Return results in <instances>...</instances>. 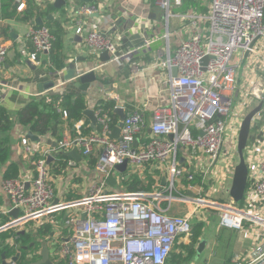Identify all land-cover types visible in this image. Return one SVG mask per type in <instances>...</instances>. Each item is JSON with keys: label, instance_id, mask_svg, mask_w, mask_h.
Masks as SVG:
<instances>
[{"label": "built area", "instance_id": "built-area-1", "mask_svg": "<svg viewBox=\"0 0 264 264\" xmlns=\"http://www.w3.org/2000/svg\"><path fill=\"white\" fill-rule=\"evenodd\" d=\"M182 1L157 0L167 15L172 5L179 6ZM73 10L76 31L91 53L99 55L106 49L109 60L119 64L122 58L129 57L132 50L122 51L113 36L87 23V18L98 12L95 2L77 3ZM182 17L193 23V33L182 38L172 51L168 44L158 50L148 66L164 70L169 93L167 101L151 112L150 134H145V109L137 106L126 111L119 138L109 136L113 129L111 117L101 107L94 109L99 128L87 136L64 135L56 139L55 146L41 138L32 141L24 136L23 152L32 166L26 174L3 179L11 208H17L18 214L0 225V233L10 232L19 237V232L30 222L40 223L49 220L54 211H65L64 219L55 222L49 239L56 247L58 264H166L175 243L188 237L192 219L204 220L198 215L201 206L214 204L222 211L221 226L240 231L245 237L254 235L248 256L234 264H253L264 257V217L254 211L264 207V142L258 123L264 117V105L252 121L261 137L249 136L246 147L249 179L246 204L216 203L206 197L214 189V184L207 185L209 179L214 180L212 165L226 140L233 139L240 127L242 118L235 119L234 124L228 123L237 105V72L264 39V0H209L206 12H188ZM27 36L34 48L30 57L38 64L40 53L52 49L55 35L49 25L42 23L31 25ZM11 46L12 42L0 35V72ZM206 55L209 58L204 61ZM260 58L264 67V51ZM174 66L176 76L172 72ZM146 69L147 66L138 65L132 68L138 74ZM54 77L53 88L63 87L66 80L59 69L54 70ZM0 86L2 90L14 88L2 81ZM249 92L250 96L261 98L264 82L255 80ZM106 97L119 100L109 92ZM247 105V101L242 102L244 108ZM74 124L79 131L81 122ZM182 146L188 152L187 165L179 159ZM74 147L81 155H97L94 170L98 178L89 184L69 182L66 192L76 191L81 196H67L55 202L57 178L68 176L69 171L53 175L48 156L54 159L58 150L69 151ZM124 160H127L125 171L116 170L115 165ZM68 164L69 168L78 165L74 158ZM146 164L167 172L164 186L160 185L161 174L157 175V187L153 190L127 192L107 182L109 174H114L118 183L124 175L142 173ZM196 169L205 170L201 180L197 179ZM174 204L186 209L183 213H172ZM245 221L251 224L245 226ZM17 254V259H13ZM17 254L8 264H22L20 252Z\"/></svg>", "mask_w": 264, "mask_h": 264}, {"label": "crops", "instance_id": "crops-1", "mask_svg": "<svg viewBox=\"0 0 264 264\" xmlns=\"http://www.w3.org/2000/svg\"><path fill=\"white\" fill-rule=\"evenodd\" d=\"M35 1L43 8H45L47 3L54 2V0ZM191 1L186 0L188 2L186 7L172 5L169 15H167L166 10L159 6L157 0L95 1L99 15L94 13L87 18V23L89 25L93 24L98 29L113 36L122 51L132 50L128 58H122L120 64L112 60H100L99 55L91 54L84 41L80 39L82 35L76 31V13L73 10L75 4L81 3L79 0H67L65 5L61 6L62 12L60 11L61 7H56L57 10L50 13L53 17L49 19L58 31L55 35L53 49L49 52L40 53V63L38 64L30 57L33 45L27 36V32L31 27V23L16 17H6L3 11L0 12V35L2 34L1 36L12 42L3 70L0 72V81L14 86V88H6L5 90L7 92V102L12 108H15L28 96L44 93L52 89L54 86L47 88L44 84L49 81L54 82L55 69H59L61 76L66 80L64 86L68 82L74 81L77 73L95 69L98 80L91 82L86 92L88 107L93 108L98 99L106 97L108 92L116 94L119 97V100H117L119 105H124L123 102L128 101L135 104L136 107L139 106L145 109L147 121L145 134L149 135L151 112L154 107L167 101L169 93L164 70L148 66L154 61L158 50L165 49L167 44L170 46L171 51L174 50L182 38L189 37L195 30L193 23L189 22L188 19H183L182 14L188 12L202 13L203 11L199 8L209 7V0H200L198 7H193L190 4ZM5 2L7 3L8 0H0V3ZM16 2L18 3L17 10L19 12L25 7L27 0H16ZM20 4L22 6L21 9H19ZM3 28L7 29L8 37L1 32ZM263 48L264 39L258 43L255 51L250 53L246 61H243L238 68L237 105L236 109H234V117L228 120L229 124L236 123L235 119L240 120L247 110V108L242 106V102L247 101L248 105L251 106L253 100H256L248 94L255 80L259 79L262 83L264 82V67L261 65L262 59L260 58L262 51H264ZM252 63L255 66H250ZM133 65L147 66L146 72L143 74L134 72L132 70ZM73 70H75L74 78L68 75ZM40 84L44 89L42 91ZM11 113L14 115L15 109H11ZM263 114L264 110L262 111ZM258 123L261 125L260 129L262 130V140L264 142V117L260 118ZM28 130L27 127L16 123L9 133L11 145L10 161H16L20 165L22 174H26L32 166L30 159L23 152L21 141L24 136L27 137ZM252 130H255V127L251 128ZM230 133L232 132L229 131ZM40 138L47 143L49 138L56 141V138L49 135L40 136ZM187 154L186 148L182 146L179 150V159L184 165H187ZM234 166L235 162L233 159L222 149L212 165L214 178L212 188H214L215 193L221 191L229 193ZM200 175L203 178L205 170H200ZM3 179L0 176V225L14 218V215L11 214L13 209L11 208V201L3 188ZM69 180H71L69 174L68 176L57 178L56 198L59 201L64 200L68 196L66 189L68 183L72 182ZM178 209L184 212L186 207L181 205ZM173 210L174 208L170 212H173ZM254 211L256 215L264 217V207ZM250 224V222L245 221L244 225L248 226ZM206 228L204 232L206 245L202 255L207 263L216 261L224 264L228 260H242L248 256V252L255 242L254 235L245 237L242 232L221 226L219 222L213 227L212 223L206 224ZM211 229H213L211 233H208ZM0 241L8 246L6 251L7 261L20 252L19 248L30 249L28 250L30 253H28V257L33 251L37 252L40 257L39 252L42 244H39L37 249L31 248L33 239L25 240L21 234L18 237L10 232H1ZM47 243L50 248L55 247L50 240ZM25 245L26 247H23ZM231 255L234 256L228 259ZM49 258L51 264H58L55 259V251H50ZM21 262H25V260L21 259Z\"/></svg>", "mask_w": 264, "mask_h": 264}, {"label": "trees", "instance_id": "trees-1", "mask_svg": "<svg viewBox=\"0 0 264 264\" xmlns=\"http://www.w3.org/2000/svg\"><path fill=\"white\" fill-rule=\"evenodd\" d=\"M199 1L200 0H192L190 4L193 7H198V4H200ZM187 4L188 2L183 0L179 6L186 7ZM17 8L18 3L16 0H8L7 3H0V12L3 11L6 17H16L23 21L30 22L33 26H36L39 24H37L34 19L36 16H41L43 24L49 25L54 35H56L58 30L48 18V15L52 11L57 10L52 2L47 3L45 8H43L35 0H27L26 5L22 10L18 12ZM199 9L206 12L208 10V6L204 8L200 7ZM62 10L63 9L61 7L60 11L62 12ZM1 32L8 37L6 28H3ZM31 49H34L33 46ZM6 95L7 92L2 90L0 86V176L3 178H12L22 175L20 165L16 161H10L11 145L9 133L16 123L27 127L39 136L49 135L56 139H60L64 135H69L71 138H75L79 135L87 136L96 128H99L98 123L95 124V127H92L90 118L84 113V110L88 108L86 93L80 91L75 86L74 81L68 82V84L61 88H52L44 93L32 94L15 108H12L9 105L6 100ZM255 99L256 101L264 102V93L261 98ZM117 104L118 102L115 98L103 97L98 99V102L93 106V110L101 107L110 115L111 126L114 127L119 119L118 114L115 112ZM123 104L126 111H133L136 108V105L132 102L124 101ZM11 109H15L14 115L11 113ZM64 111H66V115H64ZM74 121L81 122L79 131L75 127ZM251 128H254V125ZM256 130L251 131L250 137L259 139L261 137V132ZM72 158L73 157H71L67 151L58 150L55 153L54 159L49 162L52 174L57 176L67 173V170L69 169L68 161ZM96 162L97 155L91 153L88 156L82 155V160L78 161L77 164L85 163L89 167L94 168ZM160 174L161 171L159 168H152L149 164H146V169H144L142 173H131L120 178L118 186L121 184V190L127 192L153 190L157 187V175ZM80 180L81 178L77 177L73 180V183L81 182ZM113 187H115V185ZM72 193L68 194V198L81 196V194L76 191ZM245 200L246 199L244 198L237 204L239 206H243L245 204ZM65 214V211H54L51 213L49 220H45L40 223L30 222L28 224L29 226H27L24 230V233L20 231L19 235H23L24 239L28 241L33 239V245L31 248L37 249L42 240L48 241L52 238L51 233L54 230L55 222L64 219ZM205 228L206 222L203 219H192V227L187 237L188 239L182 240L181 238L179 242L175 243L174 246L178 244L181 250L176 252L173 247L166 264H183L189 257L195 255L197 247L204 237ZM7 247L8 246L6 244L0 241V259L2 252L7 251ZM28 250L30 249L20 248L19 258L25 260L22 264H34V261L39 257V254L35 251L32 252L30 257H28L30 254ZM182 251H186L187 254L184 256Z\"/></svg>", "mask_w": 264, "mask_h": 264}, {"label": "water", "instance_id": "water-1", "mask_svg": "<svg viewBox=\"0 0 264 264\" xmlns=\"http://www.w3.org/2000/svg\"><path fill=\"white\" fill-rule=\"evenodd\" d=\"M66 1L67 0H54L53 4L55 7H61V6L65 5ZM79 1L91 3V2L98 1V0H79ZM97 15H99L98 12H97ZM52 17H53L52 14L48 15V18H52ZM34 21L37 24L43 23V19L41 18V16H36ZM80 39H82V36H80ZM254 43H255V40L252 42V45ZM99 58L102 61L109 60L110 54H109L108 50L104 49L102 52H100ZM208 58H209V55H206V56H204L203 60L206 61ZM172 72H173L174 76L177 75V67L176 66H174L172 68ZM68 75H70V77L74 78L75 77V70H73L72 72H69ZM68 75H67V77H69ZM96 80H98L96 70L95 69H89V70H86V71L78 74L74 80V84L80 91H82L83 93H86L91 82L96 81ZM44 86L47 88L53 87L54 82L53 81L46 82L44 84ZM40 89H41V91L44 90L42 88L41 84H40ZM263 105H264V102L259 101L255 106H253L251 109L248 110V112L243 116L241 123H240L238 137H237V152H238L239 160L234 166L232 182H231V186L229 189V194L235 203H239L245 198V192H246V189H247V186L249 183L248 165H247V161H246L245 150H246V147L248 144V139H249V136L251 133L252 121H253L254 117L256 116V114L263 108ZM115 112L118 114L119 119H118L117 123L115 124V126L113 127V129L111 130V132L109 133V136L111 138H119L120 137L121 126L123 124V120H124L126 113H127L125 108L121 105L115 107ZM84 113L90 118L91 126L95 127L96 116L94 114L93 108H89V107L86 108L84 110ZM26 135L32 141H38L40 139V136L33 133L31 130H28ZM169 136L172 137V134H170ZM48 143H51L52 145L55 146L57 141L51 140L49 138ZM67 153L71 157H73L77 162L82 160V155L78 151L77 147L72 148L71 150L67 151ZM52 158H53V156L49 155L47 161L50 162V160ZM126 167H127V160H124L122 163H117L115 165V169L120 171V172L125 171ZM166 179H167V172L165 170H163L161 172V178H160V185L161 186L165 185ZM107 182L112 186L115 185V183H116L115 175L109 174L107 176ZM55 202H58V198H55ZM17 213H18V209L13 208L11 211V214H13L14 217H16ZM84 217H85V213L82 214V218H84ZM21 232L24 233V230H21ZM41 244H42V247H41V250L39 252L40 257L34 261V264H42V263L51 264V260L49 258V253H50V251H55L56 247L50 248L48 246V243L46 240H42ZM205 245H206V239L203 238L197 247V252L195 254V258H198L200 256ZM23 247H26V245ZM17 257H18V254L13 256V259H17ZM6 258H7L6 252H2V263L1 264H8L9 263ZM253 264H264V257L261 258L260 260H258L257 262L253 263Z\"/></svg>", "mask_w": 264, "mask_h": 264}, {"label": "rangeland", "instance_id": "rangeland-1", "mask_svg": "<svg viewBox=\"0 0 264 264\" xmlns=\"http://www.w3.org/2000/svg\"><path fill=\"white\" fill-rule=\"evenodd\" d=\"M260 64H261V62H260ZM250 66H255V64L252 63ZM248 95L250 96V94H248ZM256 102L258 103L259 101L253 100V103L251 106L250 105L246 106L247 110L245 111L244 115L248 112L249 109H251L253 106H255L257 104ZM232 112L234 113V111H232ZM244 115H242V118ZM238 132H239V130L237 131V133L233 137V139H227L226 142L224 143V146H223V151L225 153H228L232 157L235 164L239 160L238 152H237V137H238L237 134H238ZM245 156H246V150H245ZM68 171L70 172L68 174L71 176V181H73L75 178L79 177V178H81V180H80L81 182H83L84 184H89L94 179L98 178V176L95 175L94 168L89 167L85 163H80L77 166H72V168L71 169L69 168ZM195 172L197 174V179L201 180L202 175H200V170L196 169ZM212 184H214V181L209 179L207 185L211 186ZM115 187L121 189L122 186H121V184L118 186V183H116ZM206 197H207V199L215 200L216 203H218V202L219 203L233 202V200H232V198L228 192L224 193L221 191V192L215 193L214 189ZM208 205L209 206H204V207L201 206V209H200V212L198 215L203 216L206 224L209 225L210 223H212V227H213V226H215V224L217 225V223L220 221V215H221L222 211L219 208V206H217V205H214V204H208ZM180 206H181L180 204H174L172 206V209L174 208L172 213H183V211L181 209H178ZM195 218L196 217H194L193 219H195ZM213 229H211L208 233H211V231ZM205 236L206 235L204 234L203 238H205ZM187 239L188 238L186 236L182 238V240H187ZM180 250H181V248L179 247L178 244L176 246H174V251L177 252ZM202 252L198 258H195V255H193L192 257H189L188 260H186L183 264H220L216 261H214L213 263H207V261L205 260V257H203V255H202ZM182 254H184V256H185L187 253H186V251H182ZM223 254H224V252H223ZM233 256L234 255L229 256L228 259H230ZM234 262H235L234 260H228L224 264H234Z\"/></svg>", "mask_w": 264, "mask_h": 264}, {"label": "flooded vegetation", "instance_id": "flooded-vegetation-1", "mask_svg": "<svg viewBox=\"0 0 264 264\" xmlns=\"http://www.w3.org/2000/svg\"><path fill=\"white\" fill-rule=\"evenodd\" d=\"M51 160H52V159H51ZM71 168H72V167H71ZM71 168H70V169H71ZM69 173H70V172H69Z\"/></svg>", "mask_w": 264, "mask_h": 264}]
</instances>
